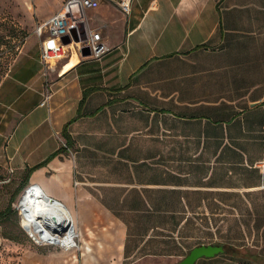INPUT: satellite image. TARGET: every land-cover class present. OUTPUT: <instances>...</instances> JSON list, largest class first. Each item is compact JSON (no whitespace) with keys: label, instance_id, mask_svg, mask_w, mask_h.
<instances>
[{"label":"crops","instance_id":"1","mask_svg":"<svg viewBox=\"0 0 264 264\" xmlns=\"http://www.w3.org/2000/svg\"><path fill=\"white\" fill-rule=\"evenodd\" d=\"M120 2L84 10L101 57L77 44L45 64L35 33L0 81V164L40 165L27 184L63 203L79 242L15 264L172 262L182 237L225 246L196 264H264V0Z\"/></svg>","mask_w":264,"mask_h":264},{"label":"rangeland","instance_id":"2","mask_svg":"<svg viewBox=\"0 0 264 264\" xmlns=\"http://www.w3.org/2000/svg\"><path fill=\"white\" fill-rule=\"evenodd\" d=\"M53 3L54 0H0V81L9 72L14 61L17 60L26 39L36 33V28L42 17L40 9L50 7ZM24 176L25 174L16 173L10 166L0 164V212L7 208L11 194L21 183ZM24 189L19 192L16 199L12 202V210L0 219V233L8 242L1 247L0 264H15L17 254L39 249L37 247L39 245H36L28 237L21 226L19 201ZM179 241L181 244L176 246L178 249L175 261H162L155 256H147L142 258V260L138 259L141 255L134 256V258L126 260L125 263L177 264L186 256L190 249L204 241L207 242V239L192 238L189 240L182 237ZM243 250L247 251L248 249L243 248ZM249 262L255 264L248 259L243 264H248ZM238 263L234 256L228 254L222 256L216 264Z\"/></svg>","mask_w":264,"mask_h":264},{"label":"built area","instance_id":"3","mask_svg":"<svg viewBox=\"0 0 264 264\" xmlns=\"http://www.w3.org/2000/svg\"><path fill=\"white\" fill-rule=\"evenodd\" d=\"M95 3L96 0H67L58 12L37 26L36 33L42 37L41 58L45 64L50 65L63 59L69 52L68 47L70 45L81 44L79 47L80 49L82 46H89L91 50L89 56L93 57H101L106 53L108 47L100 41L99 33L87 32L88 36L86 35L85 38H81V22L83 21L84 10L92 8ZM73 6L80 9V16H75L73 14ZM120 6L124 12L128 13L130 11V0H121ZM64 37H68L70 41L64 43ZM48 98L49 96H46L42 103L44 104ZM29 191H33L34 193H44L42 188L36 183L28 184L24 189L22 196L26 193L28 194ZM48 198L61 204L59 200L53 197L48 196ZM19 207L21 226L26 231L28 237L36 245L56 246L63 251H70L79 248L78 232L72 217L70 220L64 215L61 216V211H58V213L54 212L56 215L60 216V219H56V217L50 218L49 221H46V223L39 228H36L26 219L28 216L25 215L21 207V200L19 201ZM30 218L33 220L35 219L32 216V213Z\"/></svg>","mask_w":264,"mask_h":264},{"label":"bare ground","instance_id":"4","mask_svg":"<svg viewBox=\"0 0 264 264\" xmlns=\"http://www.w3.org/2000/svg\"><path fill=\"white\" fill-rule=\"evenodd\" d=\"M44 193H34L33 191H29L28 194L26 193L21 197V207L25 215L28 216L26 219L30 222V224L39 228L41 225L46 223V221H49L50 218L56 217V219H60V216L55 214L56 212L58 213V211H61V216L64 215L71 220L72 215L65 208L63 203L61 202V204H59L50 200L48 195ZM31 213L35 218L34 220L30 218Z\"/></svg>","mask_w":264,"mask_h":264},{"label":"water","instance_id":"5","mask_svg":"<svg viewBox=\"0 0 264 264\" xmlns=\"http://www.w3.org/2000/svg\"><path fill=\"white\" fill-rule=\"evenodd\" d=\"M63 41L64 43H68L70 39L68 37H64ZM80 52L83 56H89L91 54L89 46H82ZM222 253H226V249L223 244H199L190 249L186 256L177 264H196L200 258H210Z\"/></svg>","mask_w":264,"mask_h":264},{"label":"trees","instance_id":"6","mask_svg":"<svg viewBox=\"0 0 264 264\" xmlns=\"http://www.w3.org/2000/svg\"><path fill=\"white\" fill-rule=\"evenodd\" d=\"M39 166L40 165H36V166H33L27 170V173L25 174L23 180L21 181V183L18 185V187L11 194L9 205L7 206V208L3 212H0V219L3 218L5 215H7L12 210V202L16 199L19 192L22 191L28 185L27 183H28V180H29L31 173L33 172V170H35Z\"/></svg>","mask_w":264,"mask_h":264}]
</instances>
